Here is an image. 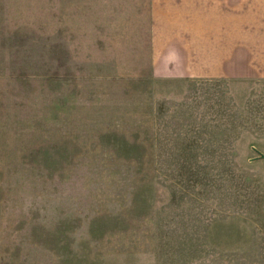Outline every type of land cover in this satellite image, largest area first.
<instances>
[{
  "label": "rangeland",
  "instance_id": "obj_1",
  "mask_svg": "<svg viewBox=\"0 0 264 264\" xmlns=\"http://www.w3.org/2000/svg\"><path fill=\"white\" fill-rule=\"evenodd\" d=\"M79 2L0 0V264H264V81L88 76Z\"/></svg>",
  "mask_w": 264,
  "mask_h": 264
},
{
  "label": "crops",
  "instance_id": "obj_2",
  "mask_svg": "<svg viewBox=\"0 0 264 264\" xmlns=\"http://www.w3.org/2000/svg\"><path fill=\"white\" fill-rule=\"evenodd\" d=\"M79 4L89 30L83 36L88 76L98 74L102 55L109 58L104 67L155 81H264V0Z\"/></svg>",
  "mask_w": 264,
  "mask_h": 264
},
{
  "label": "water",
  "instance_id": "obj_3",
  "mask_svg": "<svg viewBox=\"0 0 264 264\" xmlns=\"http://www.w3.org/2000/svg\"><path fill=\"white\" fill-rule=\"evenodd\" d=\"M260 158H261V159H264V155H260Z\"/></svg>",
  "mask_w": 264,
  "mask_h": 264
}]
</instances>
